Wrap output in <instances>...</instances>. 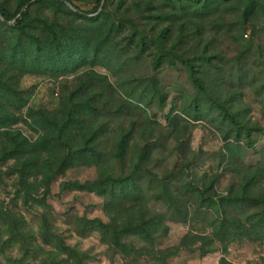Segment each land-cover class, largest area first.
<instances>
[{"label":"rangeland","instance_id":"374dc122","mask_svg":"<svg viewBox=\"0 0 264 264\" xmlns=\"http://www.w3.org/2000/svg\"><path fill=\"white\" fill-rule=\"evenodd\" d=\"M21 1L0 0V7L10 15ZM70 1L89 15L59 0H35L21 28L0 19V117L12 119L0 127V147H12L3 131L26 140L27 150L40 137L54 143V130L36 121L59 120L68 102L90 101L103 114L71 130L69 146L95 144L96 153L103 151L78 157L74 150L70 166L60 170L58 148L43 153L40 162L53 166L46 185L47 171L29 169L27 177L16 171L35 154L0 160V204L35 231L55 235L74 252L76 264H264V238L222 242L198 219L174 220V206L155 198L148 184L153 174L178 173L171 171L182 162L176 154L192 158L187 174H202L217 162L221 131L237 125L250 132L243 138L245 159L264 163V0ZM52 28L77 30L79 37L36 60L29 42L36 36L46 43ZM123 133L131 137L121 162L114 151ZM154 145L161 147L143 158L145 169H132ZM106 176L125 179L105 180L103 191L99 182ZM31 187L38 190H25ZM83 219L110 228L80 235ZM144 220L143 231L159 228L147 238L135 231ZM111 225L126 233L111 237ZM18 248L0 253V264H16ZM30 263L26 257L20 264Z\"/></svg>","mask_w":264,"mask_h":264},{"label":"trees","instance_id":"16d2710c","mask_svg":"<svg viewBox=\"0 0 264 264\" xmlns=\"http://www.w3.org/2000/svg\"><path fill=\"white\" fill-rule=\"evenodd\" d=\"M28 1L29 0L21 1L16 10L10 15L1 7L0 13L10 20L20 11L22 5ZM73 5L77 7L75 4ZM102 8L103 7H101V9ZM25 9L21 11L20 15L11 25L16 28H21L23 26L24 17L26 15ZM78 9L79 11H77V13L81 16L89 15V10ZM78 37L79 33L77 30L70 33H58L52 28L50 35L46 38V43H43V38L35 36L29 42V49L34 52L36 60H39L42 55L51 57L55 52L58 53L60 50L64 51V49L71 46ZM238 41L240 42L241 40L238 38ZM99 52L100 51L97 50L94 55L97 56ZM22 59L25 60L24 57H22ZM23 64L24 61L19 67H21L20 70L24 72L27 71V69ZM213 101L217 103V99ZM199 102H194L196 111L197 113H202L204 110L202 108V103ZM68 103V105H70L68 113L61 119L55 121L46 118V120L43 121H36V126L40 127V129L54 130L56 135L54 143L49 144L48 142H44L45 138L40 137L33 143L36 147L32 145L34 147L27 150L23 148V145L27 144L26 140L18 141L17 134L11 136V132L3 131V135L6 137L9 136L10 147H12H0V160L13 157L18 161L21 156H26L30 153L35 154L31 155L33 158L22 161L20 168L15 170L24 177L31 175L29 169L47 171L46 177L42 181L44 185H46L49 180L48 173L53 171V166L44 161L40 162L43 153H49L53 149L58 148L61 155L56 169L59 170L70 166L68 161L72 156H75L73 153L74 150L78 157H84L87 152H92L91 155H100L103 150H99L96 153L98 148L95 144L90 148L86 146L71 148V146H69V141L74 137L71 134V130L79 128L88 118L96 119L103 114L100 109L101 107L90 101H70ZM10 123H12V119L0 117V127L7 126ZM249 133L247 128L238 125L235 128L221 131L220 135L223 144L216 158L217 162L214 166L210 165L204 169L202 174H196V176L191 174V176L190 173H188V175L186 171L190 169L192 158H185L177 154V158L182 160V162H177V165H175L171 171L178 168V173H175L169 178L168 176H160L159 173L153 174L148 184L151 188L157 190L155 198L163 199L166 197L167 204L174 206L175 209L173 214L176 216L172 219L188 221L198 219V221L210 227L212 229V235L222 242L231 237L238 236L258 239L264 238V163H252L245 159L244 151L247 145H244L245 140L243 138H247ZM95 137H97L96 132L91 134V140L95 139ZM129 137H131V135L128 136L123 133L119 139L120 141L117 146L118 150L114 151L115 157L121 162L127 151L124 142L127 141ZM160 147L154 145L150 147L151 150L145 147L144 153L141 154V157L136 161V165H134L132 169H145L146 165L143 164V158ZM187 150L190 151V146H187ZM226 175H230V177L225 179ZM111 179H114L113 181L116 182L118 179L124 180L125 178H115L112 176L100 178L99 183H101L103 191L106 189L104 181L108 180L109 182ZM223 180L226 181L225 186L218 189L219 183L221 184ZM112 186L115 187L116 185ZM25 190L32 193L38 190V188L31 187ZM20 218L22 221L21 225L18 224ZM83 221L84 227L87 229L83 228L80 235H84L86 231L92 230L94 227H100L104 231L110 228L107 224H100L101 222L99 220L83 219ZM148 222L149 221L144 220L140 224L137 223L140 229H135V231L138 230L137 233H140V235L145 238L148 237V234L155 233L157 229H159L155 227L147 228V230L143 231V227L146 226ZM155 225H157V223ZM152 229L154 230L152 231ZM109 233L112 235L111 237L118 238L125 234L126 231L123 228H117L115 225H111ZM146 240L147 239H145V241ZM15 245L19 246L18 250L21 252V257L13 259V262L16 264L23 262V259L26 257L31 261L30 264H76L74 260L75 257L73 256L74 252L70 250L68 246L62 244L55 235L52 233H45L43 229L35 231L24 219L22 220V217H20L18 213L2 205L1 202L0 253H3L5 249L14 247Z\"/></svg>","mask_w":264,"mask_h":264},{"label":"water","instance_id":"95a60500","mask_svg":"<svg viewBox=\"0 0 264 264\" xmlns=\"http://www.w3.org/2000/svg\"><path fill=\"white\" fill-rule=\"evenodd\" d=\"M33 1H35V0H29L28 2H26L25 4H23L22 7H21V9H20V11L12 19H10V20L7 19L1 13H0V19L3 20V21H5V22H9V23L10 22H14V20L20 15L21 11H23L26 8V6L29 3L33 2ZM61 1L64 2V3H66L69 7L73 8L75 11H79V9L77 7H75L69 0H61ZM102 5H103V3L100 4L99 9H101Z\"/></svg>","mask_w":264,"mask_h":264}]
</instances>
